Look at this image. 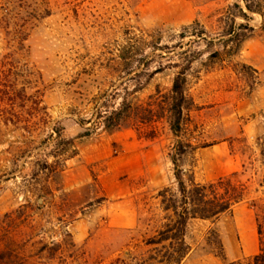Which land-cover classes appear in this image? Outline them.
Listing matches in <instances>:
<instances>
[{"label": "rangeland", "instance_id": "obj_1", "mask_svg": "<svg viewBox=\"0 0 264 264\" xmlns=\"http://www.w3.org/2000/svg\"><path fill=\"white\" fill-rule=\"evenodd\" d=\"M179 1L0 0V74L8 86L0 85V111L7 110L0 113V264H165L161 246L145 243L171 214L157 193L177 190L170 160L177 142L197 148L177 163L197 183L231 177L245 188L232 214L188 221L180 264L238 254L235 218L254 223L245 246L252 241L257 252L264 0H255L259 13L243 0H195L202 12L187 24H177L187 16ZM229 27L233 42H218ZM201 32L206 42L196 38ZM187 62L177 138L166 113L153 126L104 129L103 117L123 102L145 107L157 95L163 105L173 67ZM19 91L23 101L12 96ZM131 207L133 228L108 223L126 221Z\"/></svg>", "mask_w": 264, "mask_h": 264}, {"label": "trees", "instance_id": "obj_2", "mask_svg": "<svg viewBox=\"0 0 264 264\" xmlns=\"http://www.w3.org/2000/svg\"><path fill=\"white\" fill-rule=\"evenodd\" d=\"M243 3L246 11L249 13H259L262 10V5L255 0L254 5L250 0H243ZM234 7L239 10L240 16L245 18V14L240 7L238 5ZM204 36L201 32L196 35V38L206 42ZM234 39L235 33L233 28L229 27L222 32V35L218 38V42L228 44L233 42ZM211 43V41L208 42V44ZM237 51V48H233L231 53L234 54ZM181 54L187 55L185 51ZM190 64V62H187L185 66L175 65L173 67L179 71L172 81L163 105L157 101V95L150 96V102L145 107L123 102L117 110L103 117L104 129H118L122 126H153L166 113L169 131L172 136L177 138V135L181 131L183 110L187 102L185 96V75L190 68ZM3 75L1 76L0 74V85L8 87L5 85L7 83L6 76ZM12 96L18 100L22 99L21 101L24 99V95L20 91ZM6 112V108H2L0 111V113ZM156 134V128L152 127L151 138L154 139ZM196 149L190 143H176L170 160L174 166L173 177L177 185V190L175 194H171L169 190H163L157 193V198L161 199L160 205L162 206L163 212H171V214L164 218L165 223L159 230L155 231V236L147 240L145 245L161 246V249L165 251L162 256L165 264H180L186 256V247H184L183 238L188 221L217 222L220 218L232 214L233 209L245 198V188L242 185L235 184L231 177H220L201 184L195 181L192 174L186 175V171L179 169L177 164L179 159L187 154L194 153ZM53 158H56L55 164H58L57 157ZM184 176H187L186 180H184ZM166 196L169 197L166 199ZM178 198L180 199L178 200ZM252 206L254 207V205ZM259 210L258 214H255L256 236L258 240L257 253L251 258H242L227 264H264V206L259 207ZM164 243H168L167 247L162 246ZM219 257L222 261H225L223 254Z\"/></svg>", "mask_w": 264, "mask_h": 264}, {"label": "crops", "instance_id": "obj_3", "mask_svg": "<svg viewBox=\"0 0 264 264\" xmlns=\"http://www.w3.org/2000/svg\"><path fill=\"white\" fill-rule=\"evenodd\" d=\"M171 0H160V3L165 6H168L167 2H170ZM184 12H186L187 16L185 19L182 21H179L177 24H187L196 19V17L199 15L200 12H202L203 4H197L195 0H180L178 2ZM175 24V23H172ZM137 179L139 177H136ZM149 183H153V180L149 181ZM157 188H162L161 184H156L155 185ZM134 194L133 190L131 192H128V195L131 196ZM128 219L126 221H120L116 222L112 218L108 221V223L111 226L117 227V228H133L134 225L136 224V213L132 207L128 210ZM256 228V227H255ZM233 233L237 234L240 242H241V250L238 254H234L233 257L230 258H225V261H222L221 259H218L216 257H211V256H206L203 257L200 261L197 262V264H227L231 262L238 261L242 258H251L253 257L256 253L254 252V246L252 241H250V245L245 246V241L248 238V235L253 234L254 232V223L250 222V224L245 225L244 222L241 219L235 218L233 221V228H232ZM229 234V233H228ZM231 235V233L229 234ZM247 247V250L245 248ZM258 250V249H257Z\"/></svg>", "mask_w": 264, "mask_h": 264}]
</instances>
